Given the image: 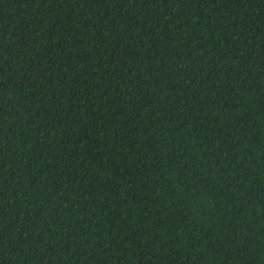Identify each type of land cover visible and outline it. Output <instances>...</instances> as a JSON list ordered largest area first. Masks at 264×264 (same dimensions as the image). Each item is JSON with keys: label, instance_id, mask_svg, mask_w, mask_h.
I'll return each mask as SVG.
<instances>
[{"label": "trees", "instance_id": "16d2710c", "mask_svg": "<svg viewBox=\"0 0 264 264\" xmlns=\"http://www.w3.org/2000/svg\"><path fill=\"white\" fill-rule=\"evenodd\" d=\"M0 264H264V0H0Z\"/></svg>", "mask_w": 264, "mask_h": 264}]
</instances>
